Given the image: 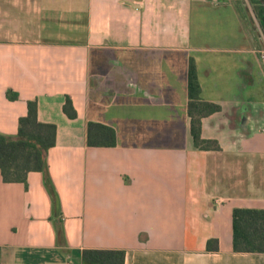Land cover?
<instances>
[{"label":"crops","instance_id":"crops-1","mask_svg":"<svg viewBox=\"0 0 264 264\" xmlns=\"http://www.w3.org/2000/svg\"><path fill=\"white\" fill-rule=\"evenodd\" d=\"M190 60L219 151L190 137ZM28 101L56 144L26 184L0 173V264H264L232 250L233 210H264V38L246 0H0V135ZM88 123L115 146L88 147Z\"/></svg>","mask_w":264,"mask_h":264},{"label":"trees","instance_id":"trees-1","mask_svg":"<svg viewBox=\"0 0 264 264\" xmlns=\"http://www.w3.org/2000/svg\"><path fill=\"white\" fill-rule=\"evenodd\" d=\"M264 38V0H246ZM200 85L193 60L188 65L187 114L190 118V137L199 151H219L215 140L201 138V121L220 110L218 105L204 102L200 98ZM9 100L17 95L7 91ZM63 112L69 119L77 114L71 100L66 98ZM116 137L112 128L88 123L86 145L88 147H114ZM56 144V126L43 124L37 119V102H27V112L18 121L16 137L0 135V173L4 183L26 184L30 172H46L47 152ZM48 190L54 196L49 180ZM58 242L62 241L61 228L57 225ZM207 252H218V241L206 243ZM232 250L234 253L264 254V210L235 209L232 213ZM125 253L121 250H84L80 264H124Z\"/></svg>","mask_w":264,"mask_h":264}]
</instances>
